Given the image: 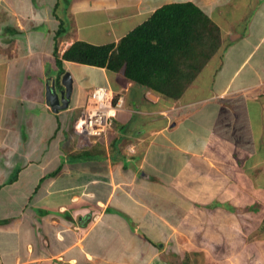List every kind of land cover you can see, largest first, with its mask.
<instances>
[{
    "label": "crops",
    "instance_id": "crops-1",
    "mask_svg": "<svg viewBox=\"0 0 264 264\" xmlns=\"http://www.w3.org/2000/svg\"><path fill=\"white\" fill-rule=\"evenodd\" d=\"M178 3L220 30L208 95L168 110L122 74L60 71L74 42L117 43ZM65 73L69 105L54 112L46 92ZM105 85L120 100L113 129L83 143L79 112ZM230 188L264 211V0H0V264H170L180 235H206L196 219L238 210ZM218 197L230 209L209 208Z\"/></svg>",
    "mask_w": 264,
    "mask_h": 264
},
{
    "label": "trees",
    "instance_id": "trees-1",
    "mask_svg": "<svg viewBox=\"0 0 264 264\" xmlns=\"http://www.w3.org/2000/svg\"><path fill=\"white\" fill-rule=\"evenodd\" d=\"M220 46L218 26L197 6L168 4L155 10L117 43L74 42L57 63L61 72L64 60L122 74L137 86L165 99L177 100L218 53ZM230 191L242 195V202L236 201V208L252 210L251 198L237 188H230ZM223 204L230 209L228 203ZM220 207L222 204H209V208Z\"/></svg>",
    "mask_w": 264,
    "mask_h": 264
},
{
    "label": "rangeland",
    "instance_id": "rangeland-1",
    "mask_svg": "<svg viewBox=\"0 0 264 264\" xmlns=\"http://www.w3.org/2000/svg\"><path fill=\"white\" fill-rule=\"evenodd\" d=\"M61 55H59V57ZM212 58L206 63L204 68L179 99L168 100L153 91L143 88L145 92H147V102L153 100L154 104L162 102L163 105L170 107L168 110H171L172 108L177 110L176 106H182L187 99L189 100L194 97L201 98L208 95L210 88L215 90L217 87L213 85L212 87L206 86L207 83H209V78L213 79L215 77L214 73L217 69V66L215 67L213 65ZM215 78H217V76ZM201 83H205V85H201ZM176 136L183 141V135L180 134ZM249 169L251 168L245 167V169H243L244 171H242L243 175L250 174ZM246 197L251 198L250 201H253L255 194L250 193L249 191V195L247 192ZM216 199L217 201L214 202L216 205H220V203L223 202L221 201V197ZM227 203L230 205L229 202ZM222 208H226V206L222 204ZM255 208L258 210L257 204H254L251 210L252 212L254 211V214L250 213V211L248 212L246 207L243 211V208L238 210L233 208L231 210L233 214H229L230 212H228V217L224 218V220H220L218 209L215 210L216 212L213 210V214L216 213V215L209 219H201V222L196 219V228L200 229L201 232L205 231L206 235L194 236V240L192 239L193 236L180 235L179 250L174 248L173 250H170V248L166 249L163 251L162 258L166 259V262H169L170 264H263L264 211H262L260 215L255 214V212H257ZM221 225L224 228L222 229V235L220 236L217 232H219ZM180 229L184 230V228ZM209 232H212V234L209 235ZM221 237L226 241L227 248H225L224 241H221ZM175 244L173 243V245Z\"/></svg>",
    "mask_w": 264,
    "mask_h": 264
},
{
    "label": "built area",
    "instance_id": "built-area-1",
    "mask_svg": "<svg viewBox=\"0 0 264 264\" xmlns=\"http://www.w3.org/2000/svg\"><path fill=\"white\" fill-rule=\"evenodd\" d=\"M119 103L120 100L115 102V93L109 86L92 89L74 126V132L83 139V143L98 141L112 131Z\"/></svg>",
    "mask_w": 264,
    "mask_h": 264
},
{
    "label": "water",
    "instance_id": "water-1",
    "mask_svg": "<svg viewBox=\"0 0 264 264\" xmlns=\"http://www.w3.org/2000/svg\"><path fill=\"white\" fill-rule=\"evenodd\" d=\"M63 89L57 91L55 81L48 87L46 92V100L54 112L66 109L69 105L70 97L72 94V80L68 73H65L62 79Z\"/></svg>",
    "mask_w": 264,
    "mask_h": 264
}]
</instances>
